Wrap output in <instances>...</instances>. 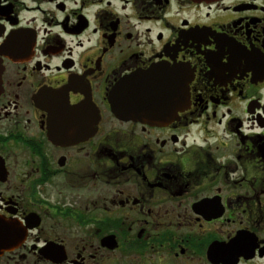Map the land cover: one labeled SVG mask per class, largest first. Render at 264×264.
Listing matches in <instances>:
<instances>
[{
    "label": "flooded vegetation",
    "instance_id": "1",
    "mask_svg": "<svg viewBox=\"0 0 264 264\" xmlns=\"http://www.w3.org/2000/svg\"><path fill=\"white\" fill-rule=\"evenodd\" d=\"M0 264H264V0H0Z\"/></svg>",
    "mask_w": 264,
    "mask_h": 264
},
{
    "label": "water",
    "instance_id": "2",
    "mask_svg": "<svg viewBox=\"0 0 264 264\" xmlns=\"http://www.w3.org/2000/svg\"><path fill=\"white\" fill-rule=\"evenodd\" d=\"M147 76H143L140 82H137L133 87L128 89L124 87L123 89V85L120 84L114 90L110 101L112 110L116 115L151 125L157 123L156 117L161 112V109L155 104V93L146 89L147 83L145 80ZM147 78L149 79V77Z\"/></svg>",
    "mask_w": 264,
    "mask_h": 264
}]
</instances>
